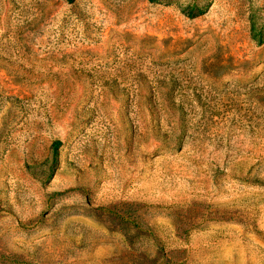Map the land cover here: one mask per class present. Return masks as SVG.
I'll list each match as a JSON object with an SVG mask.
<instances>
[{
    "label": "rangeland",
    "instance_id": "374dc122",
    "mask_svg": "<svg viewBox=\"0 0 264 264\" xmlns=\"http://www.w3.org/2000/svg\"><path fill=\"white\" fill-rule=\"evenodd\" d=\"M0 264H264V0H0Z\"/></svg>",
    "mask_w": 264,
    "mask_h": 264
},
{
    "label": "trees",
    "instance_id": "16d2710c",
    "mask_svg": "<svg viewBox=\"0 0 264 264\" xmlns=\"http://www.w3.org/2000/svg\"><path fill=\"white\" fill-rule=\"evenodd\" d=\"M254 27H255V24L252 22V24H251V31H252V32L254 31ZM252 35H253V38L256 39L258 42L263 41V38H262L261 36L257 37V36L255 35V33H253Z\"/></svg>",
    "mask_w": 264,
    "mask_h": 264
}]
</instances>
